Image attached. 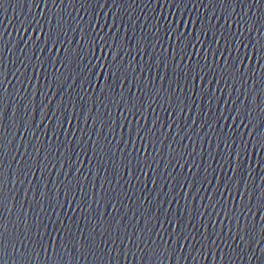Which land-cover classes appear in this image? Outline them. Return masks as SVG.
I'll return each instance as SVG.
<instances>
[{"label": "water", "instance_id": "1", "mask_svg": "<svg viewBox=\"0 0 264 264\" xmlns=\"http://www.w3.org/2000/svg\"><path fill=\"white\" fill-rule=\"evenodd\" d=\"M0 264H264V0H0Z\"/></svg>", "mask_w": 264, "mask_h": 264}]
</instances>
